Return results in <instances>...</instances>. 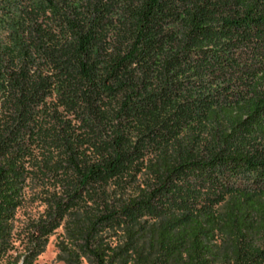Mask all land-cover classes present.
<instances>
[{"label": "trees", "instance_id": "16d2710c", "mask_svg": "<svg viewBox=\"0 0 264 264\" xmlns=\"http://www.w3.org/2000/svg\"><path fill=\"white\" fill-rule=\"evenodd\" d=\"M57 229L64 264L264 260V0H0V264Z\"/></svg>", "mask_w": 264, "mask_h": 264}, {"label": "rangeland", "instance_id": "374dc122", "mask_svg": "<svg viewBox=\"0 0 264 264\" xmlns=\"http://www.w3.org/2000/svg\"><path fill=\"white\" fill-rule=\"evenodd\" d=\"M148 176L149 175L145 169L138 172L131 180L130 185H127V192L130 194H137L138 188L143 187L142 184ZM49 184L44 182L41 185H36V187L28 188L23 192L11 221L12 246L6 252L7 256L21 258L25 253L27 248V234L29 233L30 226L33 222L42 217L46 209V200L53 191L52 184ZM216 206L218 208L221 204ZM61 235L62 230L57 229L47 237L45 246L39 256H37L35 264H64L58 257L59 251L57 248ZM82 264L87 263L83 262ZM254 264H264V260L257 259L254 261Z\"/></svg>", "mask_w": 264, "mask_h": 264}]
</instances>
